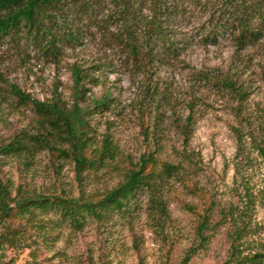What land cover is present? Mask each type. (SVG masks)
I'll return each instance as SVG.
<instances>
[{"label": "rangeland", "instance_id": "1", "mask_svg": "<svg viewBox=\"0 0 264 264\" xmlns=\"http://www.w3.org/2000/svg\"><path fill=\"white\" fill-rule=\"evenodd\" d=\"M150 1L137 6L146 20ZM240 1L172 0V12L158 17L178 56L135 59L118 42L113 0L68 6L64 16L80 43H62L56 54L19 37L0 39V147L42 131L10 86L40 101H52L57 89L71 106L70 66L77 64L95 79L88 100L111 97L94 111L90 135L100 145L110 134L118 148L108 166L78 172L74 161L27 139L26 151L0 154V177L13 198L98 200L149 154L181 167L159 181L167 218L146 190L126 211L86 215L80 227L57 208L37 210V221L12 224L22 238L0 250V264H228L236 239L246 243L245 254L264 246V0H247L260 7L255 44L239 50L222 30L215 41L210 36L233 23ZM204 215L206 240L198 234Z\"/></svg>", "mask_w": 264, "mask_h": 264}, {"label": "trees", "instance_id": "2", "mask_svg": "<svg viewBox=\"0 0 264 264\" xmlns=\"http://www.w3.org/2000/svg\"><path fill=\"white\" fill-rule=\"evenodd\" d=\"M74 1L0 0V39L15 40L19 37L35 45L41 44L45 50L55 52L54 54L59 51L62 43H80L79 32L72 29V24L64 16L66 8L74 4ZM171 1L151 0L149 3L153 15L146 20L139 8L144 6L145 0H113L119 23V32L116 35L118 42L135 59L142 54L151 58L154 53L178 56L177 49L163 31L158 17L172 12ZM258 4L241 0L240 12L233 23L222 24L220 30L211 33L212 40L215 41L218 32L222 30L233 37L239 50L258 42L261 33L253 24V14L255 11L260 13ZM84 5L89 9L87 1H84ZM153 40L159 43L152 45ZM70 70L74 96L71 106L62 99L57 89L52 101H40L24 93L16 85L10 86L11 92L20 102L31 106L42 131L37 135L25 133L17 135L12 142L0 147V154L9 156L26 151L28 139L27 141L43 150H49L74 161L78 172L106 167L110 161L115 160L118 148L111 135L104 136L99 145L94 136L90 135L93 130L89 123L94 111L107 108L111 97L104 95L101 99L88 100L87 84L95 79L89 73V69L77 64L71 65ZM225 84L232 89L235 88L231 82ZM260 151L264 155V149ZM159 165L162 166V173L157 172ZM179 169H181L179 166L159 163L153 154L144 155L136 166L129 170L119 186L98 200L51 199L42 196L15 199L8 185L0 177V250L5 246L18 245L22 238L20 236L22 229L12 224L23 218L27 221H37V210L57 208L63 217L80 227L86 215L102 218L107 213L126 211L132 199L139 192L146 190L154 196L152 204L160 212L161 217L167 218L166 203L159 197V181H162L164 175L177 174ZM208 222V215H204L199 223L198 234L202 240L207 239L204 231L209 227ZM246 248L243 240L236 239L228 264H264V246L250 254H245Z\"/></svg>", "mask_w": 264, "mask_h": 264}]
</instances>
